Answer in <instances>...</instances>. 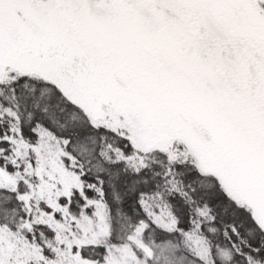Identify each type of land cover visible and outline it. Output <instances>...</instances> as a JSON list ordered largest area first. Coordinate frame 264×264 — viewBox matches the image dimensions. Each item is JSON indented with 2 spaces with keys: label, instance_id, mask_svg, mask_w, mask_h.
<instances>
[{
  "label": "snow or ice",
  "instance_id": "snow-or-ice-1",
  "mask_svg": "<svg viewBox=\"0 0 264 264\" xmlns=\"http://www.w3.org/2000/svg\"><path fill=\"white\" fill-rule=\"evenodd\" d=\"M0 264H264V0H0Z\"/></svg>",
  "mask_w": 264,
  "mask_h": 264
}]
</instances>
